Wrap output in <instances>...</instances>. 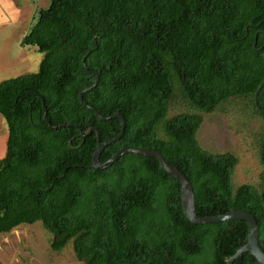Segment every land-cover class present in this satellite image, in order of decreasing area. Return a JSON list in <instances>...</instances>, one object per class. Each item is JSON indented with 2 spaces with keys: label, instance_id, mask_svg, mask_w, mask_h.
<instances>
[{
  "label": "trees",
  "instance_id": "trees-1",
  "mask_svg": "<svg viewBox=\"0 0 264 264\" xmlns=\"http://www.w3.org/2000/svg\"><path fill=\"white\" fill-rule=\"evenodd\" d=\"M264 0H51L22 38L45 55L37 72L0 82L7 149L0 159V235L41 221L51 248L70 241L86 264H226L248 240L249 223L196 224L181 183L159 159L128 153L108 169L92 165L101 140L126 130L101 154L137 146L161 152L191 180L201 216L245 210L264 249V134L259 186L235 185L238 158L203 147V113L245 100L264 80ZM256 33L257 44L256 47ZM86 59L89 71L82 63ZM264 109V87L258 96ZM178 102L188 111L170 115ZM52 125L67 124L53 129ZM234 264H261L243 253Z\"/></svg>",
  "mask_w": 264,
  "mask_h": 264
},
{
  "label": "rangeland",
  "instance_id": "rangeland-1",
  "mask_svg": "<svg viewBox=\"0 0 264 264\" xmlns=\"http://www.w3.org/2000/svg\"><path fill=\"white\" fill-rule=\"evenodd\" d=\"M51 0H33V25L41 7ZM12 25L0 27V47L11 32ZM11 29V32H10ZM17 50V44L11 47ZM25 53L13 67H0V82L21 74L37 72L45 55L35 47H24ZM190 108L178 102L170 115ZM2 116V115H1ZM0 158L7 149L8 128L0 117ZM264 134V118L255 114L245 100L236 98L225 103L217 111L203 113V122L197 132L201 145L213 152H231L238 158L234 172L236 186L244 183L259 186L262 173L260 141ZM53 234L41 221L23 223L11 232L0 235V264H86L76 258L73 241L62 251L51 248Z\"/></svg>",
  "mask_w": 264,
  "mask_h": 264
},
{
  "label": "water",
  "instance_id": "water-1",
  "mask_svg": "<svg viewBox=\"0 0 264 264\" xmlns=\"http://www.w3.org/2000/svg\"><path fill=\"white\" fill-rule=\"evenodd\" d=\"M262 32H264V30ZM257 36H258V33H256V36H255L256 38L255 45H254L255 47L257 44ZM92 51H93L92 49H89L82 59L84 68L89 72L90 70L87 65L86 59ZM92 73L95 75V82L91 86H88L80 91L79 99L81 100L83 105L89 108L90 110H92L99 119L109 120L113 118H119L122 123L121 132L115 137L107 141L101 140L100 131L96 126H92L86 131H84L82 128H79L80 133L83 137L88 136L94 131L97 134L98 144L92 156L93 167L97 169H108L118 159H120L122 156L128 153H136L139 155L150 156V157H155L159 159L161 165L166 169V171L169 172L173 177H175L181 183L182 205L190 221L196 224H210V223H218V222H223V221H228V220H244L249 223L247 242L244 245H242L236 251L235 254H233L231 257L228 258L226 264H234V262L243 253H246V252L252 253L261 264H264V249L260 243V227L256 219V216L252 214L251 212H248L245 210H231L225 213L201 216L197 211L196 196H195V191H194V187L192 185L191 180L178 166L169 163L161 152L156 151L154 149H149V148H142V147H137V146H127V147L120 149L107 161L101 160L102 151L108 145L122 138V136L125 133L127 123H126L125 116L121 112H115V113H112L111 115L105 116L94 105L89 104L87 101L84 100V94L88 91H91L95 87H97L100 81L101 71H92ZM263 87H264V80L261 82V84L259 85V87L257 88L254 94V102H255L256 108L259 111L264 113V109L259 105V101H258L259 93ZM45 118L53 129H57L59 126L63 127L67 125V124H61L59 126L52 125V123L47 117V113L45 114Z\"/></svg>",
  "mask_w": 264,
  "mask_h": 264
},
{
  "label": "crops",
  "instance_id": "crops-1",
  "mask_svg": "<svg viewBox=\"0 0 264 264\" xmlns=\"http://www.w3.org/2000/svg\"><path fill=\"white\" fill-rule=\"evenodd\" d=\"M7 25H12V32L10 29L11 34L4 39L0 47V67L6 64L15 66L21 55L25 53L24 47L33 48L29 45L23 46L21 43L24 35L33 26V0H0V27ZM15 44H17V50L11 48ZM0 117L3 116L0 114Z\"/></svg>",
  "mask_w": 264,
  "mask_h": 264
}]
</instances>
